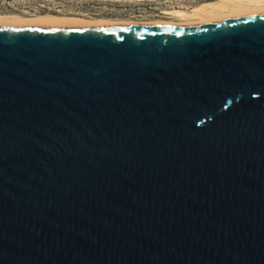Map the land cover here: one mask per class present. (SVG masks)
Segmentation results:
<instances>
[{
  "label": "water",
  "instance_id": "water-1",
  "mask_svg": "<svg viewBox=\"0 0 264 264\" xmlns=\"http://www.w3.org/2000/svg\"><path fill=\"white\" fill-rule=\"evenodd\" d=\"M0 264H264V14L0 27Z\"/></svg>",
  "mask_w": 264,
  "mask_h": 264
},
{
  "label": "bare ground",
  "instance_id": "bare-ground-1",
  "mask_svg": "<svg viewBox=\"0 0 264 264\" xmlns=\"http://www.w3.org/2000/svg\"><path fill=\"white\" fill-rule=\"evenodd\" d=\"M259 14H264V0H217L200 3V5H197L191 11L182 9L165 10L164 15L166 17L164 19H89L88 17L61 14H11L0 15V27H38L77 23L82 25L192 27L242 19Z\"/></svg>",
  "mask_w": 264,
  "mask_h": 264
},
{
  "label": "rangeland",
  "instance_id": "rangeland-1",
  "mask_svg": "<svg viewBox=\"0 0 264 264\" xmlns=\"http://www.w3.org/2000/svg\"><path fill=\"white\" fill-rule=\"evenodd\" d=\"M217 0H0V15L61 14L89 19H164L165 10L191 11ZM83 15V16H82Z\"/></svg>",
  "mask_w": 264,
  "mask_h": 264
}]
</instances>
